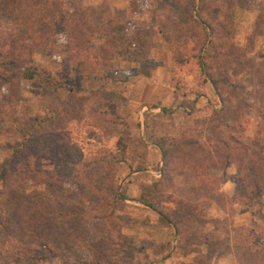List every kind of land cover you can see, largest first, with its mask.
<instances>
[{"label": "rangeland", "instance_id": "374dc122", "mask_svg": "<svg viewBox=\"0 0 264 264\" xmlns=\"http://www.w3.org/2000/svg\"><path fill=\"white\" fill-rule=\"evenodd\" d=\"M21 1L0 0V16L9 22L17 17L15 25L6 27L8 32L19 30L22 22L20 30L31 39L21 46L5 35L4 49H39L34 56L38 67L72 92L42 88L15 75L0 88L1 94L19 121L45 120V132L35 136L29 159L34 178L52 171L60 158L77 163L61 172L76 176V182L51 186L48 214L38 223L46 251L60 259L49 255L38 264H90L91 258L108 264L115 254L114 264H230L228 240L242 230H264V159H249L243 149L250 147L249 139L264 136V0H249L246 10L232 13L229 45L220 42L222 21L216 10L207 12L205 35L194 29L183 32L176 25L180 15L195 12L198 0H131L130 16L145 18L139 29L121 12L111 13L109 0H24L25 9ZM58 6L71 24L60 35ZM74 11L77 17H72ZM85 18L89 26L82 28ZM111 19L125 23L128 33L143 35L140 57L107 61L108 27H103L100 40L89 35L94 24ZM173 53L185 63L173 65ZM71 55L75 69L88 78L69 70L65 58ZM108 67L112 81L91 79L98 68ZM108 90L116 91L119 99L103 96ZM15 128L0 132V160L23 140L19 126ZM119 144L124 146L121 151ZM191 172L205 178L209 197L190 202L194 216L187 207L170 203L192 196L187 181ZM41 183H32V194L43 190ZM240 189L251 194L247 206L229 205ZM155 190L162 201L154 210L135 202ZM93 206L111 211L97 221L55 219L52 211L59 207L77 217L89 215ZM23 208L7 221L15 240L30 236L22 231ZM37 246L35 250L43 247Z\"/></svg>", "mask_w": 264, "mask_h": 264}, {"label": "trees", "instance_id": "16d2710c", "mask_svg": "<svg viewBox=\"0 0 264 264\" xmlns=\"http://www.w3.org/2000/svg\"><path fill=\"white\" fill-rule=\"evenodd\" d=\"M25 2L26 1L24 0L21 1V9H25ZM248 6L249 0H198L195 12L183 13L180 15L176 25L180 28V30H183V32H186L189 29H194V31H202L204 34L208 29L206 26V19L208 18L207 12L216 10L220 13L222 21L219 31L220 42L223 45H229L233 37L232 13L235 10H246ZM63 14V10H61L58 6L55 13V16L58 17L57 25L59 26L56 30L58 35L66 33V28L71 25L67 24L68 19L66 20V18L63 17ZM75 15L77 17L76 11L73 12L72 17H75ZM87 19L89 18H85V22L81 24L82 28H86V25L89 26ZM10 21H12L13 25H15V22L19 20L17 17H11ZM109 21L110 22H104L102 24H94V27L91 29L89 35V37L100 40V38H102L100 34L102 33L103 27H108L106 36L110 38L111 46L108 50L109 55L107 61L111 59L116 61H128L131 58L140 57L144 52L145 46V38L143 35L138 32L128 33L126 24L123 22H118L114 19ZM12 22H9L7 17L0 16V88L2 86L9 85L13 80V77L17 75L21 80L34 83L42 88H52L55 90L56 88L64 87L67 91L72 92V88L60 84L59 78L51 77L48 73L38 67L35 63L34 56L39 53V49L35 51L24 49L21 52L17 50H11L12 52H8V50L4 49L5 47L3 46V43L5 40L2 39V37L5 35H8V39H10L11 42L17 41L21 46L26 43V40L31 39L30 34L26 31L20 30L23 28L22 22H20V28L17 26L19 30L8 32L9 30H7L6 27L8 24H12ZM27 22L24 24H27ZM25 27L27 26L25 25ZM83 34L88 35L86 31H83ZM169 43L172 47H177L178 45L175 40H169ZM70 57L71 59L65 58L69 70L73 71V73H78L81 76L87 77V74H82L75 69L74 66H76V64L72 61L74 55H71ZM172 58L173 65H182L185 63V59L182 57L177 58V56H174V53ZM93 60L96 61V58ZM197 63L201 64L199 60ZM94 73L95 75L91 76L92 80L99 82L112 81L113 70L109 67L98 68V70ZM209 83L214 90L213 81L209 80ZM102 95L119 99V94L114 90L102 92ZM4 98L5 97L1 94L0 90V132L11 133V131H17L15 127L18 125V130L21 131L24 136L20 146L16 149H12L7 156L0 160V254L4 259L3 264H38L44 261L49 255L60 259L56 251V255L49 254L46 251L44 247L45 245L42 244L43 238L39 235L38 223L45 221L48 214V202H50L49 194H51L49 189L51 186L54 183L60 184L64 181L76 182V176H68L67 173L61 172L66 171V167H73L77 163H74L72 160H64L60 158L58 161L53 163L52 171H41L39 172V177L34 178L31 174L29 159H32L36 149L35 136L38 133L45 132V120L40 119L36 121L35 119H27L26 121H19V117L15 116L13 112H9L11 106ZM263 137L264 136L256 135V137L254 136V138L249 139L250 147L243 148L244 152L249 153L246 156L247 158L252 160L264 159V152H262L264 151ZM233 143L238 144L239 142ZM255 143L262 145L263 147H253L256 145ZM123 147L124 146L122 144H119L118 151H121ZM156 147L162 158L168 155V153L163 152L164 147L162 145H158ZM120 159L121 156L117 158V161H121ZM192 167L193 165L191 168ZM187 176V181L190 184V188L188 190L190 193L193 192L192 196H186L187 201L180 200V198H178L177 200H174V202L172 201L170 203L179 208L187 207L189 215L192 214V216H194L193 213L195 208L192 206L193 204H190V202L197 204L199 199H209V197L206 196L208 186L204 183L205 178L203 176L194 174L193 172ZM38 179L42 181L41 184L43 186V190H34V194H32V183L37 182ZM254 184L255 183H252L253 188H255ZM158 195L159 192L157 190H155L154 193L146 191V193L135 200V202L148 209L154 210L155 204L162 201ZM31 196L34 198L36 197L37 200H32ZM157 196L158 198L156 199ZM249 197H251V194L250 196H247L242 192V189H240L239 191H235V194L229 198V205L247 206L246 203L249 202ZM115 198H120V196H114V199ZM112 202L113 200L110 203ZM35 203H38V205H35ZM21 205H24V208L22 209L24 214L21 217V223L23 224L22 231L23 233H30L28 238H24L25 240L23 239L24 241L15 240L10 235L9 229L11 227L7 224L9 219L17 216L16 211ZM92 205L94 204L92 203ZM97 207L93 206L89 215L80 213L77 217L70 215L72 213L69 214L68 211H63L59 207L52 208V211L55 209V219L64 218V220L68 219L70 221H78L82 218H89L95 221L102 220L106 215H109L111 211V208L108 207V213H105V209ZM104 214L106 215L104 216ZM163 219H165V217H163ZM172 229L178 235V230L175 225L172 226ZM179 237H181L180 234L177 238ZM38 244L43 247L41 249L39 247L37 248L38 250H35ZM225 249L226 255H229L230 257V264H264V230H242L239 234H235L232 239L228 240ZM117 257L118 254L112 256L110 261H108V264H114ZM87 263L104 264L95 258L87 260Z\"/></svg>", "mask_w": 264, "mask_h": 264}, {"label": "crops", "instance_id": "0c3cea01", "mask_svg": "<svg viewBox=\"0 0 264 264\" xmlns=\"http://www.w3.org/2000/svg\"><path fill=\"white\" fill-rule=\"evenodd\" d=\"M131 0H109L108 5L111 8V13L121 12L123 15V19L127 18L126 20H133V23L137 22L136 29H139L140 26L144 25L145 18L137 16H130L128 12V4Z\"/></svg>", "mask_w": 264, "mask_h": 264}]
</instances>
